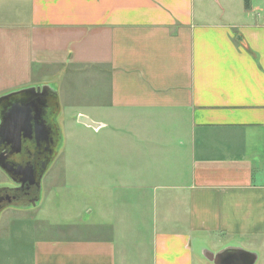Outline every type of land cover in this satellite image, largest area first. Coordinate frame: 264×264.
Segmentation results:
<instances>
[{"label":"crops","instance_id":"crops-1","mask_svg":"<svg viewBox=\"0 0 264 264\" xmlns=\"http://www.w3.org/2000/svg\"><path fill=\"white\" fill-rule=\"evenodd\" d=\"M218 6L0 0L14 67L49 71L35 83L58 112L77 107L122 146L125 168L95 173L94 195L129 192L66 222L5 207L0 264H214L205 251L222 249L264 264V0Z\"/></svg>","mask_w":264,"mask_h":264},{"label":"rangeland","instance_id":"rangeland-1","mask_svg":"<svg viewBox=\"0 0 264 264\" xmlns=\"http://www.w3.org/2000/svg\"><path fill=\"white\" fill-rule=\"evenodd\" d=\"M196 3L197 7L202 9L204 7L210 9L214 5L218 8V5L224 7V0H196ZM13 55V43L10 41L5 44L0 36V97L33 85H40L35 82L46 81L44 76L50 74H47L49 71L46 69H39L35 71V75H31L30 71L25 73L18 67L19 64L15 68ZM60 104L62 105L61 100ZM77 110V107L64 105L61 112L57 113L59 142L41 181V200L37 206H32V208L35 207L33 212L35 217H44L46 211L48 217L54 218L58 222H66L68 221L66 215L77 217L79 212L81 217L88 213L87 209H90L92 212L87 214V217L90 218L93 217V211L96 215L98 206H103L106 198L110 195L117 197L116 201L125 200V203L127 199L129 200V192H102L101 199L94 195L96 193L92 191V188L94 190L97 184L93 182L96 178L95 173L99 175L102 172L108 173L109 169L112 171L124 169L126 161L114 160L116 157L123 158L119 155L123 153L121 145L116 150L113 147L111 149L110 144H102V136H109V133L105 132L107 129L101 130L103 132L99 134L93 132L91 128H85L75 122L74 114ZM123 134L127 135L125 131H122L121 136ZM8 182L7 177L0 169V186H4ZM47 186H50L49 189ZM85 187H90L91 192L83 193L81 190ZM51 189L53 193L49 194ZM82 209L86 211L82 212ZM73 220L77 221L78 219ZM203 261L206 260L198 254L195 264L205 263Z\"/></svg>","mask_w":264,"mask_h":264},{"label":"water","instance_id":"water-1","mask_svg":"<svg viewBox=\"0 0 264 264\" xmlns=\"http://www.w3.org/2000/svg\"><path fill=\"white\" fill-rule=\"evenodd\" d=\"M48 105H55L51 121L55 124L57 130V139L54 146L51 145L48 158L42 163V170L36 182L38 193L41 188V178L48 169V165L54 155V151L59 142L58 126L56 123V116L59 110V102L57 91L53 85L44 83L40 85H33L17 92L7 94L0 97V145L7 146L8 150L0 151V169L11 179L16 180L20 185L23 182L32 184L35 182V171L31 162L26 161L22 163L9 159L12 153H19L21 151L22 140L30 138L34 130V135L37 142L41 138H47L51 128L47 126L46 120L43 117L44 110ZM34 120V124L32 123ZM78 121L96 127L97 123L91 121L85 116L80 115ZM33 124V125H32ZM38 201V196L31 199L29 204L35 205ZM245 255L242 251H233L222 249L216 253L205 251L204 256L213 261L214 264H229L230 262H237L241 256ZM252 262V260H251Z\"/></svg>","mask_w":264,"mask_h":264},{"label":"flooded vegetation","instance_id":"flooded-vegetation-1","mask_svg":"<svg viewBox=\"0 0 264 264\" xmlns=\"http://www.w3.org/2000/svg\"><path fill=\"white\" fill-rule=\"evenodd\" d=\"M55 105H48V107L43 112V117L47 126L51 128L48 137L41 138L39 142L36 140L34 135V130L30 138H25L22 140L21 151L19 153H12L9 155L10 160L21 161L22 163L29 161L32 164V167L35 171V182L28 184L23 182V185L17 182V179L20 176L16 177V180H11L4 172L7 180L9 181L4 186H0V211L8 206L20 205L29 203L31 199H34L38 196V188L36 182L38 181V176L41 173L42 163L48 158L51 153L50 147L54 146L57 139V130L55 129L54 122L51 121V115L53 114ZM4 107H1L3 110ZM34 124V120H32ZM32 124V125H33ZM1 150H8L7 146L0 145ZM43 178V177H42ZM41 178V181H42ZM248 257L245 255L241 256L240 259H237V262H230L229 264H245Z\"/></svg>","mask_w":264,"mask_h":264},{"label":"trees","instance_id":"trees-1","mask_svg":"<svg viewBox=\"0 0 264 264\" xmlns=\"http://www.w3.org/2000/svg\"><path fill=\"white\" fill-rule=\"evenodd\" d=\"M248 3H249V0H245V4H247V5H248Z\"/></svg>","mask_w":264,"mask_h":264}]
</instances>
